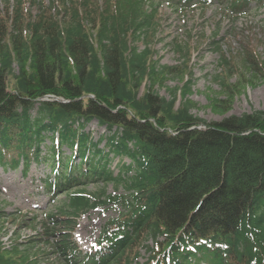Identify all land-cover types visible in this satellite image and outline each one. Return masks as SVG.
<instances>
[{
  "label": "trees",
  "instance_id": "trees-1",
  "mask_svg": "<svg viewBox=\"0 0 264 264\" xmlns=\"http://www.w3.org/2000/svg\"><path fill=\"white\" fill-rule=\"evenodd\" d=\"M52 1L0 7V164H23L26 173L44 161L51 168L44 188L57 210L40 221L37 238L9 248L0 241V264H133L142 248L143 264H264V109L198 118L189 44L176 42L177 65L153 59L158 7L211 0ZM253 1L264 7L226 0L221 10L233 19ZM220 57L215 79L224 98L210 107L225 115L241 89L264 80V44L247 38L238 53ZM168 77L181 85L166 98L153 88ZM92 120L108 129L109 151L84 131ZM56 134L58 144L41 156ZM63 145L72 155H62ZM109 152L130 163L115 174ZM101 182L123 183L126 193L88 189ZM108 203L122 212L102 226L93 254L80 252L76 218Z\"/></svg>",
  "mask_w": 264,
  "mask_h": 264
},
{
  "label": "rangeland",
  "instance_id": "rangeland-1",
  "mask_svg": "<svg viewBox=\"0 0 264 264\" xmlns=\"http://www.w3.org/2000/svg\"><path fill=\"white\" fill-rule=\"evenodd\" d=\"M6 2L7 0H0V6L3 7ZM225 2L226 0H211L204 7L192 6L181 10H174L171 6L163 4L158 7V15L154 21L155 31L151 49L155 53L153 59L158 61L159 65L174 66L180 63L179 55L175 50L176 42L188 43L191 47L190 64L193 85L189 98L194 103L191 113L207 122L221 120L226 115H241L264 109L263 79L253 86L246 85L243 90L241 89L240 94L234 97L231 109L225 115L210 107V99L224 98L221 94L220 83L215 79L220 71L218 63L221 59V51L225 54L229 51L238 53L242 41L247 38L260 39L264 44V7L256 6V2L253 1L248 6L250 8H244V13H235L232 16L233 19H228L221 10ZM46 3L49 1L46 0ZM136 45L139 49H143L144 42L139 41ZM216 45L220 46L221 51L216 48ZM14 71L17 72V69L14 68ZM235 80L236 76L230 78L231 82ZM180 85V80L168 77L164 83L156 84L153 89L161 96L169 98V89ZM36 110L37 105L32 111L33 115ZM84 131L90 135L93 143L99 142L100 149H104L105 152L109 151L106 139L103 138L110 135L106 127L92 120L85 125ZM52 144L56 145L55 140L52 141L50 137H46L41 146V156L48 157L50 153L48 146ZM75 149L74 147L73 153ZM60 151L63 156L72 155V150L67 145H63ZM108 159V165L115 174L130 163L128 156L115 155L112 152H109ZM78 161L79 158L76 157V162ZM50 169L44 161L35 160L30 163L26 173H24L23 165L12 168L0 164V215L3 218L0 222L2 225L0 241L5 247L9 248L10 245L30 237L37 238L36 232L40 231L38 227L40 221L47 213H55V208L49 205V198L44 192L42 181L50 174ZM97 185L89 186L88 189L92 191L104 189L106 194L111 195L126 193L123 183L116 186L111 182L108 184L101 182ZM62 204L63 202H60L59 205ZM122 210L123 208L119 205L108 203L96 205L80 214L76 218L77 225L73 231L74 241L79 251L93 254L102 226L108 220L118 217ZM11 218L13 220H10ZM40 242L37 240L36 244ZM148 255L147 250L142 248L133 264H143ZM50 259L53 260V258Z\"/></svg>",
  "mask_w": 264,
  "mask_h": 264
},
{
  "label": "bare ground",
  "instance_id": "bare-ground-1",
  "mask_svg": "<svg viewBox=\"0 0 264 264\" xmlns=\"http://www.w3.org/2000/svg\"><path fill=\"white\" fill-rule=\"evenodd\" d=\"M20 165H23V164H20ZM24 168V167H23ZM46 178V176L42 179V181ZM44 182V181H43Z\"/></svg>",
  "mask_w": 264,
  "mask_h": 264
}]
</instances>
